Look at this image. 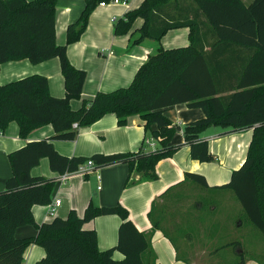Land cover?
I'll list each match as a JSON object with an SVG mask.
<instances>
[{
  "label": "trees",
  "instance_id": "trees-1",
  "mask_svg": "<svg viewBox=\"0 0 264 264\" xmlns=\"http://www.w3.org/2000/svg\"><path fill=\"white\" fill-rule=\"evenodd\" d=\"M113 1L85 0L79 19L67 27L65 44L59 45L55 36L58 0H0V66L24 59L39 64L57 58L65 91L61 98L52 96L42 75L0 85V134L11 122L17 123L21 139L45 125L54 130L51 139L28 142L9 155L11 176L0 192V264H22L31 244L45 251L35 264H156L148 237L136 228L121 204H89L83 217L71 211L66 219L55 218L37 226L31 209L51 202L55 180L32 177L30 171L43 158L59 175L75 172L91 160L95 171L127 165L126 184L132 173L140 174L141 181L156 180L157 164L171 158L182 145L189 146L191 160L214 162L208 142L202 139L210 128L252 129L244 163L227 183L213 188L232 191L249 222L264 237V0L249 4L242 0H142L116 21L114 34H137L135 45L146 39L160 42L167 32L187 28L188 46L159 47L139 67L128 87L98 92L73 110L71 102L81 98L86 73L71 65L67 46L80 39L99 4ZM136 20L143 23L133 32ZM179 104L200 109L204 117L185 124L183 143L175 145V127L165 113ZM108 114L116 116L119 126H125L130 117L144 123L146 136L137 152L89 158H68L56 152L53 140H74L79 129ZM75 123L78 129L73 128ZM185 179L210 188L200 174L186 173ZM109 215L121 219L118 241L115 247L100 251L96 232L83 226ZM26 225L36 226L37 235L17 238L16 230ZM229 246L241 249L240 243ZM114 252L124 258L115 260Z\"/></svg>",
  "mask_w": 264,
  "mask_h": 264
},
{
  "label": "crops",
  "instance_id": "crops-1",
  "mask_svg": "<svg viewBox=\"0 0 264 264\" xmlns=\"http://www.w3.org/2000/svg\"><path fill=\"white\" fill-rule=\"evenodd\" d=\"M32 1V0H27ZM245 4V0H242ZM142 0H125L124 4L98 5L89 17L87 28L80 39L67 46V58L71 65L86 73L81 98L71 102L77 110L82 103L91 101L98 92L108 93L128 87L139 67L149 55L162 47L172 49L189 44L187 28L171 30L156 42L146 39L133 44L137 34L116 36L114 24L127 12L136 9ZM251 3V2H250ZM85 6V0H58L55 9V36L59 45L66 42V30L75 23ZM136 20L133 32L142 25ZM31 75L47 78L52 96H64V80L57 58L32 64L29 60L3 63L0 66V85H4ZM165 115L175 127L173 142L183 143L185 124L204 117L200 109L188 108L186 104L168 108ZM144 123L138 117H130L125 126H119L114 114H108L86 128H81L74 140H53V147L60 155L68 158H89L95 154H120L137 152L146 136ZM19 127L11 122L0 134V192L11 176L9 155L24 147L28 142L51 139L54 130L51 125L34 129L26 139L18 134ZM252 137V129L229 131L210 128L202 134L216 160L211 163L193 161L189 156V146L182 145L171 157L162 160L156 167V180L141 181L140 174L132 173L126 184L129 168L124 164L103 167L85 177L74 176L66 183H58V173L53 172L49 160L43 158L30 173L32 177L54 179L51 202L60 200L56 213L50 216L48 205H35L31 212L37 226L49 223L55 218L66 219L71 211L83 217L89 204L96 207H112L121 204L129 212V219L144 233L150 243V256L156 264H225L217 250L204 249L202 245H214L225 224L231 230V222L222 217H205V205H212L215 212L217 194L226 192L213 188L229 181L234 170L244 163L247 148ZM186 173H196L205 177L210 188L202 187L185 179ZM100 177L98 180L97 177ZM230 197V195H229ZM230 200V199H229ZM232 202V201H231ZM236 226H242L241 215ZM121 219L116 215L101 216L84 224L85 230H94L100 251L117 245L118 228ZM214 227H216L214 229ZM197 228V229H196ZM212 230H216L212 234ZM37 228L26 225L15 232L17 238H31L37 235ZM196 232L199 235L196 237ZM243 264H264L262 258H245ZM45 256L42 247L31 244L24 254L22 264H35ZM117 261L124 257L114 252ZM241 264V263H236Z\"/></svg>",
  "mask_w": 264,
  "mask_h": 264
},
{
  "label": "rangeland",
  "instance_id": "rangeland-1",
  "mask_svg": "<svg viewBox=\"0 0 264 264\" xmlns=\"http://www.w3.org/2000/svg\"><path fill=\"white\" fill-rule=\"evenodd\" d=\"M253 0H245L247 4L252 2ZM220 129V128H219ZM217 189V188H215ZM221 191H225L226 189H218ZM230 195V197H229ZM230 199V200H229ZM217 205L215 212L212 213L213 210L210 205H205V211L203 215L205 217L211 218L214 214L216 217H222L223 219L230 220L231 230L228 229V225L225 224L224 229L220 230L221 234L217 238V243L214 245H202L204 249L208 247L213 250L218 248H223L225 244L230 242H241V251L244 252L245 258H262L264 256V237L261 232L256 229L245 216L242 206L239 201L236 199L235 195L232 191L226 190V192L217 194ZM232 201V202H231ZM239 215H241V219L243 221L242 226H236L240 219ZM216 227H214L215 229ZM197 229V228H196ZM212 234L216 233V230L211 231ZM199 235V232L196 237ZM239 248L235 246H230L227 249L217 250L215 255H218L222 260H225V264H236L240 263L243 258L239 254Z\"/></svg>",
  "mask_w": 264,
  "mask_h": 264
},
{
  "label": "built area",
  "instance_id": "built-area-1",
  "mask_svg": "<svg viewBox=\"0 0 264 264\" xmlns=\"http://www.w3.org/2000/svg\"><path fill=\"white\" fill-rule=\"evenodd\" d=\"M124 3H125V1L115 0V1L110 2V3H101L100 5L124 4ZM73 128L78 129V126L76 123L73 124ZM149 145L151 147L154 146L152 139L149 140ZM92 173H96V171L94 170V164H93V161L88 160L84 164L80 165L79 168L75 172H65L63 174H60L56 180L58 183H66L69 179H71L74 176L85 177V176L92 174ZM97 179L99 180L100 177L98 176ZM60 204H61V201L58 199L54 200L53 202H50L48 204V213L50 216H53L56 213V210L60 206Z\"/></svg>",
  "mask_w": 264,
  "mask_h": 264
}]
</instances>
